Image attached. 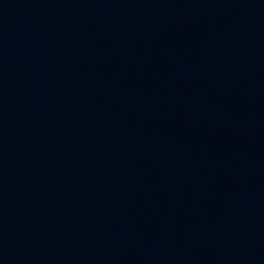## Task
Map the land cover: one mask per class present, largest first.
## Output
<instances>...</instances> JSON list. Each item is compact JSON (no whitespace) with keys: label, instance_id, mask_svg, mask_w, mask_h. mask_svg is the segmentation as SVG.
Listing matches in <instances>:
<instances>
[{"label":"water","instance_id":"water-1","mask_svg":"<svg viewBox=\"0 0 264 264\" xmlns=\"http://www.w3.org/2000/svg\"><path fill=\"white\" fill-rule=\"evenodd\" d=\"M0 264H264V0H0Z\"/></svg>","mask_w":264,"mask_h":264}]
</instances>
